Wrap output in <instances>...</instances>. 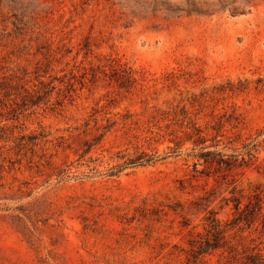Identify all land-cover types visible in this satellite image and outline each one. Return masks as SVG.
<instances>
[{
  "label": "rangeland",
  "instance_id": "374dc122",
  "mask_svg": "<svg viewBox=\"0 0 264 264\" xmlns=\"http://www.w3.org/2000/svg\"><path fill=\"white\" fill-rule=\"evenodd\" d=\"M263 214L264 0H0V264H245Z\"/></svg>",
  "mask_w": 264,
  "mask_h": 264
},
{
  "label": "trees",
  "instance_id": "16d2710c",
  "mask_svg": "<svg viewBox=\"0 0 264 264\" xmlns=\"http://www.w3.org/2000/svg\"><path fill=\"white\" fill-rule=\"evenodd\" d=\"M225 200L227 201V203L229 201L234 202V207L236 209V215L233 219V222H235V223H239L242 221V216L246 210H250L255 215L256 210H257V206L260 209L259 200H256L255 202L250 200L247 204H245V208H242L241 207V202H242L241 195H238L235 192H233L232 196L225 197ZM263 216H264V214H263ZM247 217L248 216H245L244 218L248 219ZM215 224H216V226H214L213 228H217V230L219 232L223 231L222 230V223L219 220H217ZM210 230H211V227L206 228L205 233L198 231L195 234V237L193 239L194 242L192 243V249H193V252L196 253L195 254L196 259H198L202 253H204V252H206L212 248H216V247L220 246L219 244H216L214 242L213 243L210 242V238L208 236L209 235L208 233L210 232ZM245 264H264V260L260 254H257V253L251 254L247 257V261Z\"/></svg>",
  "mask_w": 264,
  "mask_h": 264
}]
</instances>
